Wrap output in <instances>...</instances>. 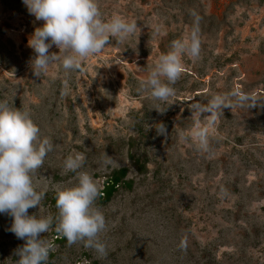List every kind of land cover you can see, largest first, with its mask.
<instances>
[{
	"label": "rangeland",
	"instance_id": "obj_1",
	"mask_svg": "<svg viewBox=\"0 0 264 264\" xmlns=\"http://www.w3.org/2000/svg\"><path fill=\"white\" fill-rule=\"evenodd\" d=\"M97 3L102 19L135 20V33L123 43L110 38L84 60L83 71L65 75L57 60L39 78L31 72L27 40L42 21L21 0H0V100L28 110L53 145L32 173L34 188L45 196L28 213L57 215L56 191L77 182L63 170L70 154L84 155L77 171L87 172L100 191L114 169L128 167L126 179L133 180L109 202L94 201L105 219L98 238L106 256L82 242L56 241L53 225L41 234L54 246L47 264H264V0ZM190 10L201 16L200 56L182 57L167 106L138 91L139 82L173 40L189 35ZM58 51L49 48L62 56ZM233 89L260 99L250 109H223L209 152L179 139L180 130L193 126L190 103ZM160 123L165 135L156 133ZM131 155L145 163L143 173ZM221 187L226 196L218 195ZM10 224L11 217L0 214V264H16L15 250L24 243L8 231Z\"/></svg>",
	"mask_w": 264,
	"mask_h": 264
},
{
	"label": "clouds",
	"instance_id": "obj_2",
	"mask_svg": "<svg viewBox=\"0 0 264 264\" xmlns=\"http://www.w3.org/2000/svg\"><path fill=\"white\" fill-rule=\"evenodd\" d=\"M27 12L42 23L35 27L27 40V46L34 53L30 57V68L34 77H41L53 61H60L65 75L70 71H83L84 60L103 50L110 38L116 43L125 42L137 29L135 20H126L119 15L102 19L97 0H21ZM192 26L188 36L171 42L166 53L160 54L148 69L145 79L139 82L138 91L167 106L174 97L173 85L182 73V57L196 60L200 56L201 40L199 23L201 16L190 10ZM55 45L62 53H49ZM66 95L65 89L60 92ZM260 99L257 95L238 90L211 95L206 103H190L193 126L187 132L180 130L181 141H191L197 151L209 152V137L215 132L218 117L223 109L233 107L253 108ZM192 101V98H190ZM166 106V107H167ZM166 107L160 111L163 112ZM156 109V108H155ZM206 116L202 123L199 117ZM156 133L165 135L163 123L155 128ZM39 127L33 122L26 109L9 107L6 100H0V214L11 217L8 231L23 245L15 250L16 264H47L53 243L41 238L50 227L63 237L68 246L82 242L85 249L94 250L98 257L107 255L104 243L98 234L105 230V219L94 206L100 189L92 177L81 169L82 153L70 154L63 160L64 172L77 175L75 185L59 189L55 194V217H37L28 213L37 208L45 196L44 189L37 191L32 182L34 173L43 164L46 154L52 151V143L41 137ZM105 164L110 160L105 159ZM221 197L226 190L221 187ZM186 246L181 239L180 247Z\"/></svg>",
	"mask_w": 264,
	"mask_h": 264
},
{
	"label": "trees",
	"instance_id": "obj_3",
	"mask_svg": "<svg viewBox=\"0 0 264 264\" xmlns=\"http://www.w3.org/2000/svg\"><path fill=\"white\" fill-rule=\"evenodd\" d=\"M131 159L136 164V169L138 172L143 173L146 170L145 163L140 162L139 159H135L131 155ZM128 174V167H121L112 170V172L106 178L104 182V187L99 193V199L101 203L109 202L113 196L119 191L120 188L131 189L133 186L132 179H126ZM257 232V231H256ZM63 237H56V241H63Z\"/></svg>",
	"mask_w": 264,
	"mask_h": 264
}]
</instances>
